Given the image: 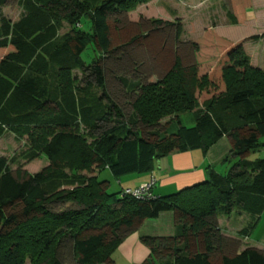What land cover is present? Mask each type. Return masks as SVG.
I'll return each instance as SVG.
<instances>
[{
    "label": "trees",
    "instance_id": "16d2710c",
    "mask_svg": "<svg viewBox=\"0 0 264 264\" xmlns=\"http://www.w3.org/2000/svg\"><path fill=\"white\" fill-rule=\"evenodd\" d=\"M7 1L0 0V49L7 53L0 58V138L26 139L22 158L43 156L49 165L14 175L11 160L0 157V264H62V247L76 264H114L126 233L168 212L179 233L141 237L150 253L142 264H264L254 248L219 252L215 222L245 215L237 235L246 238L264 210V158L246 160L264 148V71L251 65L242 44L228 47L217 73L201 75L174 52L159 81L130 85L138 95L124 120L105 91L110 22L153 0H13L15 22L1 11ZM259 39L264 34L249 38ZM89 45L99 56L87 65L81 54ZM185 113L193 126L181 124ZM166 118L160 131L137 128L155 129ZM223 137L236 162L225 175L209 170L202 183L179 192L139 200L108 193L98 179L102 170L116 180L149 173L159 159L207 152ZM66 203L72 207L52 209Z\"/></svg>",
    "mask_w": 264,
    "mask_h": 264
},
{
    "label": "rangeland",
    "instance_id": "374dc122",
    "mask_svg": "<svg viewBox=\"0 0 264 264\" xmlns=\"http://www.w3.org/2000/svg\"><path fill=\"white\" fill-rule=\"evenodd\" d=\"M256 6L257 0H153L139 6L134 12L113 16L110 33L114 50L103 61L105 91L124 120L132 116V104L138 95L137 92L130 91V85L144 86L159 81L170 67L174 52L179 55L184 66L197 65L199 75L217 73L222 65L224 52L231 44L241 43L246 55L252 57L253 63L264 70V47L257 41L249 40L253 35L264 34V21L250 13L256 11ZM1 11L12 22L20 15L17 2L13 0H8ZM177 28L181 32L176 41ZM135 37L138 38L134 40ZM5 54L6 50L0 49V58ZM97 56L99 53L89 45L81 54V59L89 65ZM73 78L80 81L81 72H74ZM122 79L129 84L127 88L123 86ZM197 97L201 103L204 97L201 94ZM192 117V114L185 113L180 115L179 120L182 125L191 127ZM168 120L163 119L155 129L141 124L137 128L143 134L156 129L160 131ZM172 124L176 126L175 122ZM26 142V139L17 141L12 134L0 139V157L11 160L9 167L14 175H33L49 165L43 156L31 161L22 158V153L27 149ZM262 158L264 148H260L246 160ZM229 159L233 161L232 157ZM216 170V173L226 174L222 167H216ZM63 172L71 174L67 169ZM98 179L109 184L106 187L108 193L121 191L118 180L108 170H102ZM64 189L69 188L62 186L60 191ZM70 207L72 206L67 203L56 204L52 209L61 211ZM59 258L62 264H76L65 247L59 249ZM112 258L117 260L115 264H128L117 253Z\"/></svg>",
    "mask_w": 264,
    "mask_h": 264
},
{
    "label": "crops",
    "instance_id": "0c3cea01",
    "mask_svg": "<svg viewBox=\"0 0 264 264\" xmlns=\"http://www.w3.org/2000/svg\"><path fill=\"white\" fill-rule=\"evenodd\" d=\"M250 13L264 21V0H257L256 11H251ZM257 42L264 47V39H259ZM249 58L251 65L257 67L253 63L252 57ZM261 70L264 71L263 69ZM230 156L229 139L223 137L207 152L198 149L170 154L157 160L151 172L125 176L118 180V183L121 185V190L135 189L140 185L149 183L154 178L155 183L151 189V195L154 197L170 195L202 183L206 178L207 172L209 170L216 172V167H222L224 173H227L232 164L236 162V160L231 161L229 159ZM246 221L247 217L245 215L235 214L228 217L215 218L217 231L220 236L219 252L225 256H233L246 248H254L264 253V210L249 236L241 238L237 233L243 228ZM178 233L173 213H163L157 219L144 221L139 227L126 233L113 254L117 253L118 256L125 258L128 264H142L148 259L150 253L141 243V237H174ZM113 261L115 264L117 260L113 259Z\"/></svg>",
    "mask_w": 264,
    "mask_h": 264
},
{
    "label": "built area",
    "instance_id": "2783aa9c",
    "mask_svg": "<svg viewBox=\"0 0 264 264\" xmlns=\"http://www.w3.org/2000/svg\"><path fill=\"white\" fill-rule=\"evenodd\" d=\"M155 183V179L152 178L149 183L140 185L135 189H124L122 195H127L135 199L143 200L151 198V189Z\"/></svg>",
    "mask_w": 264,
    "mask_h": 264
}]
</instances>
